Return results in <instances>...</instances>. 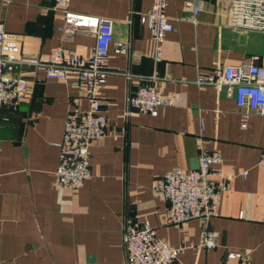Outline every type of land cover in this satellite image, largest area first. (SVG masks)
<instances>
[{"label":"crops","instance_id":"0c3cea01","mask_svg":"<svg viewBox=\"0 0 264 264\" xmlns=\"http://www.w3.org/2000/svg\"><path fill=\"white\" fill-rule=\"evenodd\" d=\"M186 1H166L173 29L154 63L148 31L139 23L151 0H70L71 12L109 20L113 41L128 43L126 54L105 61L106 135L89 147L90 177L83 186L54 188L64 118L72 109L85 110L83 92L31 68L22 72L26 98L15 111L0 108V264H125L121 234L133 215L168 245L187 247L177 264H220L227 252L264 263V172L256 164L264 148V117L249 115L241 130L233 98L194 83L218 65L249 58L264 65V35L229 30L227 13L214 0L201 2L193 23L184 21L191 12ZM52 5L0 1L3 31L17 38L27 56L47 59L58 50L88 55L93 37L58 32L60 13ZM151 75L156 91L170 100L154 117L125 104ZM199 148L220 154L216 170L228 180L206 224L216 235L210 251L190 248L199 241L200 221L170 224L166 204L152 195L154 180L171 168L194 169Z\"/></svg>","mask_w":264,"mask_h":264},{"label":"built area","instance_id":"2783aa9c","mask_svg":"<svg viewBox=\"0 0 264 264\" xmlns=\"http://www.w3.org/2000/svg\"><path fill=\"white\" fill-rule=\"evenodd\" d=\"M8 2V0H0ZM167 0H151L148 11L139 15V23L148 31L153 45L152 61L161 60V48L165 35L173 25L165 15ZM203 0H187L191 9L184 21L194 22ZM227 13V27L233 32L264 35V0H214ZM70 0H53L52 10L60 13L57 31L71 35L83 32L93 37L92 50L85 57L58 50L47 59L21 53L14 35L5 33L0 23V108L15 111L27 96V86L22 77L25 69L41 72L44 79L69 84L81 89L86 103L84 111L72 109L64 118L58 149V161L53 172L52 186L56 189L77 191L90 177L89 147L105 137L107 119L101 110V89L109 72L105 61L113 55H124L127 42H114L111 22L107 19L73 13ZM154 75L126 98V107L134 112L154 117L159 108L170 105V100L160 95L153 86ZM198 86L208 85L215 91H223L232 97L239 115V128L244 130L251 114L264 117V65L246 59L236 66L218 65L212 73L198 75ZM201 126V125H200ZM221 163L217 151L199 148L197 165L190 171L173 167L155 179L152 195L166 204L170 224L198 220L203 224L194 250L210 251L216 247L215 233L206 227L214 217L220 197L228 190V180L216 167ZM257 166L264 172V148L260 151ZM246 173H240L244 179ZM121 240L125 250V264H177L178 257L187 249L170 246L155 236L145 219L127 217L122 228ZM220 264H252L240 253L227 252ZM264 264V263H263Z\"/></svg>","mask_w":264,"mask_h":264}]
</instances>
